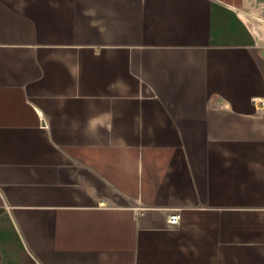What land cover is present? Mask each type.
Returning a JSON list of instances; mask_svg holds the SVG:
<instances>
[{
    "label": "crops",
    "instance_id": "1",
    "mask_svg": "<svg viewBox=\"0 0 264 264\" xmlns=\"http://www.w3.org/2000/svg\"><path fill=\"white\" fill-rule=\"evenodd\" d=\"M256 1L0 0V264H264Z\"/></svg>",
    "mask_w": 264,
    "mask_h": 264
},
{
    "label": "rangeland",
    "instance_id": "2",
    "mask_svg": "<svg viewBox=\"0 0 264 264\" xmlns=\"http://www.w3.org/2000/svg\"><path fill=\"white\" fill-rule=\"evenodd\" d=\"M262 0L256 1L254 4L255 8H260ZM239 13L242 15V13H245L247 15L246 18L251 22L252 25H255L257 30V42H258V46H257V51H261V53H264V22L260 20V18L257 17H252L250 15L251 10H246L244 8V5H242V3L240 2L239 5Z\"/></svg>",
    "mask_w": 264,
    "mask_h": 264
},
{
    "label": "built area",
    "instance_id": "3",
    "mask_svg": "<svg viewBox=\"0 0 264 264\" xmlns=\"http://www.w3.org/2000/svg\"><path fill=\"white\" fill-rule=\"evenodd\" d=\"M168 223L171 226L177 227L181 224V216L179 213H173L168 218Z\"/></svg>",
    "mask_w": 264,
    "mask_h": 264
},
{
    "label": "bare ground",
    "instance_id": "4",
    "mask_svg": "<svg viewBox=\"0 0 264 264\" xmlns=\"http://www.w3.org/2000/svg\"><path fill=\"white\" fill-rule=\"evenodd\" d=\"M243 18L245 19L246 17L243 16Z\"/></svg>",
    "mask_w": 264,
    "mask_h": 264
}]
</instances>
